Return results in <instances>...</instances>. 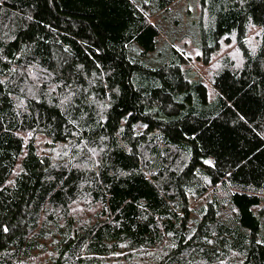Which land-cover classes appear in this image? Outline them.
Returning a JSON list of instances; mask_svg holds the SVG:
<instances>
[{
    "label": "trees",
    "instance_id": "1",
    "mask_svg": "<svg viewBox=\"0 0 264 264\" xmlns=\"http://www.w3.org/2000/svg\"><path fill=\"white\" fill-rule=\"evenodd\" d=\"M180 2L0 0V264H264V0Z\"/></svg>",
    "mask_w": 264,
    "mask_h": 264
},
{
    "label": "rangeland",
    "instance_id": "2",
    "mask_svg": "<svg viewBox=\"0 0 264 264\" xmlns=\"http://www.w3.org/2000/svg\"><path fill=\"white\" fill-rule=\"evenodd\" d=\"M198 4H199V0H181L179 5H181L183 9L188 10V12H192L191 14H187V16L184 17L185 20L187 19L193 20V18H195L196 12H198ZM195 46L196 44L194 42L188 41L186 43H183V45L181 44V46L178 47H181L182 49H184V51H186V53L189 56H193V59H196L198 51L194 49ZM230 51H232L231 46H223L220 52L213 55L210 64L200 66L199 62H196L194 66L199 70L202 76H204L208 80V76H212L217 72V70L220 67L221 60L225 58V56L229 55Z\"/></svg>",
    "mask_w": 264,
    "mask_h": 264
}]
</instances>
